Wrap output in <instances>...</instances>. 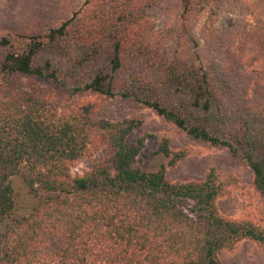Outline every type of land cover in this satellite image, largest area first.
Returning <instances> with one entry per match:
<instances>
[{"label": "trees", "instance_id": "obj_1", "mask_svg": "<svg viewBox=\"0 0 264 264\" xmlns=\"http://www.w3.org/2000/svg\"><path fill=\"white\" fill-rule=\"evenodd\" d=\"M224 1L176 0L171 26L157 31L150 11L159 0H86L4 53L0 76L11 96L0 98V264H221L218 252L242 240L264 245V229L219 213L225 185L213 171L190 182L169 181L163 166L143 171L136 159L150 136L128 141L142 121L101 119L98 101H77L88 93L141 103L189 137L240 156L264 198V19L243 36L263 75L262 102L251 106L224 65L216 21L209 15L202 24V48L185 23ZM12 73L56 89L25 90L8 80ZM91 144L109 155L72 175ZM158 153L169 165L184 157L168 139ZM17 176L22 192L11 183Z\"/></svg>", "mask_w": 264, "mask_h": 264}, {"label": "rangeland", "instance_id": "obj_2", "mask_svg": "<svg viewBox=\"0 0 264 264\" xmlns=\"http://www.w3.org/2000/svg\"><path fill=\"white\" fill-rule=\"evenodd\" d=\"M85 2L86 0H0V40L10 35L17 37L9 47L0 45V58L7 50H22L26 40L24 36L46 32L51 26L68 17L72 11L84 8ZM175 9L176 0H159V4L150 11L157 31L171 26ZM205 10L203 15L193 21L186 19L191 36L199 48H202V24L209 15L212 16L216 21L215 28L221 36L218 39L219 46L221 44L224 65L232 76V82L241 90V95H246L247 98L243 97L246 106L255 102L261 103L260 87L257 86L263 77L261 65L259 62H250L254 53L250 47L243 45V36L254 19H264V0H228L208 5ZM7 78L28 91L35 88L52 91L56 89L52 80L43 77L12 73ZM10 96L11 92L0 76V98L7 99ZM77 98L79 102L98 101L101 106L98 117L101 119L142 121L128 136L130 143L145 134L150 136L145 139L137 156V167L153 172L163 166L165 176L171 182L201 181L213 171L225 185L223 194L217 199L219 213L224 218L250 221L264 229V198L255 190L253 173L240 156L233 157L225 148L213 147L202 140L189 137L131 98H99L88 93H81ZM162 139H168L171 152H182L183 159L169 165V159L158 153V145ZM108 155L105 146L89 145L85 156L71 167V174L82 175L92 164ZM11 183L17 191H23L20 176L13 178ZM218 258L221 264H264V245L242 240L230 249L220 250Z\"/></svg>", "mask_w": 264, "mask_h": 264}]
</instances>
